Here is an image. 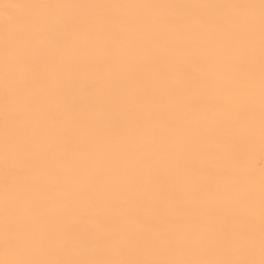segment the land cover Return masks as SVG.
<instances>
[{
  "label": "snow or ice",
  "instance_id": "snow-or-ice-1",
  "mask_svg": "<svg viewBox=\"0 0 264 264\" xmlns=\"http://www.w3.org/2000/svg\"><path fill=\"white\" fill-rule=\"evenodd\" d=\"M0 264H264V0H0Z\"/></svg>",
  "mask_w": 264,
  "mask_h": 264
}]
</instances>
